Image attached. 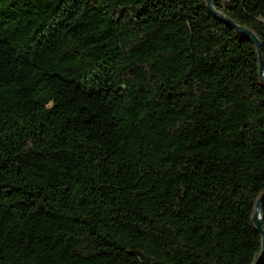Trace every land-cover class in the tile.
<instances>
[{
    "label": "trees",
    "instance_id": "trees-1",
    "mask_svg": "<svg viewBox=\"0 0 264 264\" xmlns=\"http://www.w3.org/2000/svg\"><path fill=\"white\" fill-rule=\"evenodd\" d=\"M212 3L264 56V0ZM263 193L257 47L207 0H0V264H253Z\"/></svg>",
    "mask_w": 264,
    "mask_h": 264
},
{
    "label": "water",
    "instance_id": "water-1",
    "mask_svg": "<svg viewBox=\"0 0 264 264\" xmlns=\"http://www.w3.org/2000/svg\"><path fill=\"white\" fill-rule=\"evenodd\" d=\"M207 2H208L210 9L212 10V12L217 17H219L224 22L229 23L238 32L243 33L244 35H247L248 37H250L253 40V42L255 43V45L257 47V51H258L259 74H260L262 80L264 81V56H263V51H262V43H261L260 39L257 37V35L253 31H251L247 27H244L242 25L237 24L236 22H234L232 19L227 17L222 12L216 10V8L214 7V5L212 3V0H207ZM263 203H264V193L258 198L257 203H256V207H255V212L253 215L254 225L256 226V228L262 234V237H263L262 251L253 264H260V262L262 261V259L264 257V224H263V218H262Z\"/></svg>",
    "mask_w": 264,
    "mask_h": 264
}]
</instances>
